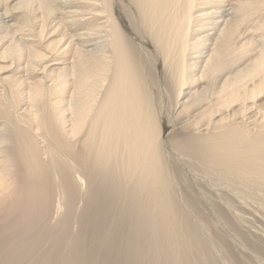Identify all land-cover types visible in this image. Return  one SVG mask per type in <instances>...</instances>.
Returning a JSON list of instances; mask_svg holds the SVG:
<instances>
[{
	"label": "bare ground",
	"instance_id": "bare-ground-1",
	"mask_svg": "<svg viewBox=\"0 0 264 264\" xmlns=\"http://www.w3.org/2000/svg\"><path fill=\"white\" fill-rule=\"evenodd\" d=\"M192 198L264 209V0H0V264H252Z\"/></svg>",
	"mask_w": 264,
	"mask_h": 264
},
{
	"label": "rangeland",
	"instance_id": "rangeland-1",
	"mask_svg": "<svg viewBox=\"0 0 264 264\" xmlns=\"http://www.w3.org/2000/svg\"><path fill=\"white\" fill-rule=\"evenodd\" d=\"M195 167H197V166H195ZM203 169L204 168L199 167L195 171L193 170L194 174L192 172L190 175H195L196 174V175L199 176V175L202 174L201 171H203ZM195 172H197V173H195ZM232 200H234V201H232ZM237 200L240 202L239 205H241V204L243 205V209L246 207L243 211H240L242 208H241V206L238 205V201ZM237 200H235V199L229 200L228 199V201H226V204H225V205H228V206H225L226 208L224 210L222 205L219 204V202H213L212 200H209V202H207V203L206 202L205 203H201L199 199H193V198L189 199V201L187 202V207L188 208H187V211L185 212V218L192 225V227L198 232V236H199L200 242L205 248H208V245H210V243L212 244V242H213L214 245H217L219 243V245H222V247H224L225 246L224 242L225 241H230L233 244H235V246L236 245L240 246L239 250H238V246H236L237 247V248L235 247L236 250L241 251L243 249L242 251H244V252H242V253L245 256V259L247 258L246 260H248V259L250 260V258H251V260H250L251 262L248 260L250 263H252V264H260L262 262V260H263V263H264V256L260 255L261 254V250L264 249V220H263L264 216H262L263 218L261 217V215H264V213H263L264 209H262V208L260 209L258 207V204L260 202L259 201L257 202V200H255V202L251 198H247L246 200L243 199L244 200L243 202H242V200L241 201L239 199H237ZM235 201H236V203H235ZM227 202H229V203H227ZM230 202L231 203L233 202L232 204L234 205L232 207V209L229 208L230 206H232V205H229ZM244 202H245V204H243ZM223 203H225V201H223ZM252 203H254V204H252ZM235 204H237L236 205L237 207H235ZM252 205L254 206L255 209L253 208ZM255 205H256V207H255ZM234 208L235 209L238 208V209L235 210ZM239 208H241V209L239 210ZM249 208L250 209L253 208L255 212L253 211V209H252L251 212H249L250 211ZM256 208H258V209H256ZM226 209H228V210L226 211ZM203 210H205L206 212L205 211L203 212ZM211 210H214L216 212L213 211V212L210 213ZM230 210H233V211H236V212L238 211V212L236 213V212H233V211H230ZM247 210H249V211H247ZM256 210H258V211H256ZM259 210L263 211V212H260ZM230 212L233 213L234 216H233V214L230 215ZM258 212H260V215L258 214ZM255 213H256V215H255ZM243 214L246 215V216L244 215L246 217V220H244L245 217L243 216ZM223 215H225V216H223ZM237 215H241L242 217L241 216L238 217ZM235 216H237V219L240 218L239 219L240 221L237 220ZM231 217L232 218L234 217V218L232 219ZM260 217L262 219H260ZM258 218H259V220H258ZM247 219L248 220L251 219L252 221H249L250 223L244 222V221H248ZM261 220H263V221H261ZM237 221L240 222V224ZM241 221L244 222L245 226H246V223H247L248 224L247 229H249V228L250 229L246 230L245 226H244L245 228H243V226H242L243 223L241 224ZM253 225H254L255 228L253 227ZM239 227L242 228V229H239ZM215 229H217V230L219 229L220 233H219V231H217ZM253 229L255 231H257V232H255ZM208 230H210V231H208ZM214 231L215 232L217 231L216 234L214 233ZM244 231L247 232V234ZM248 231L249 232H253L254 231L253 233L255 235L253 233H251V234L248 233ZM222 232H224V233L222 234ZM206 233H209L210 237L215 234L214 237L210 238V240H209L210 243H209L208 240L204 239V238H206L205 236H207ZM248 234H250V235L248 236ZM218 235H220L221 237L218 236ZM224 235H226V236L224 237ZM217 236H218V238H215ZM251 236H252L253 239L251 238V241H250V238H248V237H251ZM230 237H231V239H230ZM256 237H257V239H256ZM212 239L214 241L216 240L215 241L216 243L214 241H212ZM237 242H239L240 244L237 243ZM241 247H243V248L241 249ZM245 249H246V251H245ZM223 250H225V249H223ZM234 251H235V249H234ZM246 252L248 253V255L246 254ZM224 253H225V257L228 255V257H226L228 259L229 258L228 252H224ZM248 257H250V258H248ZM260 259H261V262H260ZM217 260H216L215 264L221 263L220 261L217 262ZM212 264H214V263L212 262Z\"/></svg>",
	"mask_w": 264,
	"mask_h": 264
}]
</instances>
